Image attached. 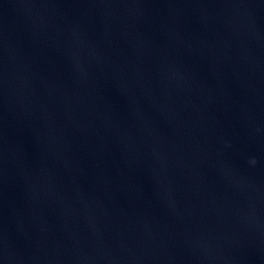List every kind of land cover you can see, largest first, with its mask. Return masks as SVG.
<instances>
[{
	"label": "water",
	"instance_id": "1",
	"mask_svg": "<svg viewBox=\"0 0 264 264\" xmlns=\"http://www.w3.org/2000/svg\"><path fill=\"white\" fill-rule=\"evenodd\" d=\"M0 264H264V0H0Z\"/></svg>",
	"mask_w": 264,
	"mask_h": 264
}]
</instances>
